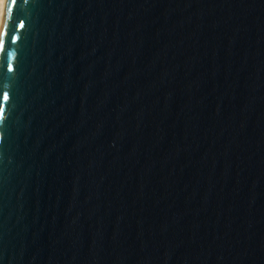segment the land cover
Returning <instances> with one entry per match:
<instances>
[{
	"label": "water",
	"instance_id": "1",
	"mask_svg": "<svg viewBox=\"0 0 264 264\" xmlns=\"http://www.w3.org/2000/svg\"><path fill=\"white\" fill-rule=\"evenodd\" d=\"M0 33V264H264V0H7Z\"/></svg>",
	"mask_w": 264,
	"mask_h": 264
},
{
	"label": "snow or ice",
	"instance_id": "2",
	"mask_svg": "<svg viewBox=\"0 0 264 264\" xmlns=\"http://www.w3.org/2000/svg\"><path fill=\"white\" fill-rule=\"evenodd\" d=\"M16 0H12V3L15 4ZM10 10V9H9ZM23 23L20 24V27H23ZM7 34L6 33H0V51H4L5 49V40H4V37L6 36ZM13 42H15L16 38L13 37L12 38ZM8 71H13V68L11 65L8 66ZM9 99V96L7 93H4L3 94V97H2V100L3 101H7ZM2 108H0V114H2Z\"/></svg>",
	"mask_w": 264,
	"mask_h": 264
},
{
	"label": "bare ground",
	"instance_id": "3",
	"mask_svg": "<svg viewBox=\"0 0 264 264\" xmlns=\"http://www.w3.org/2000/svg\"><path fill=\"white\" fill-rule=\"evenodd\" d=\"M6 4H7V0H0V30H1V26H2L4 13L6 10Z\"/></svg>",
	"mask_w": 264,
	"mask_h": 264
}]
</instances>
